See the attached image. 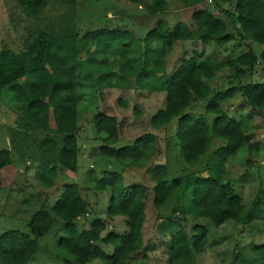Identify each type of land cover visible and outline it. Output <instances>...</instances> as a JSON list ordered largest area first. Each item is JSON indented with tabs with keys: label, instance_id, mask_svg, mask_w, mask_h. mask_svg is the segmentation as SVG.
<instances>
[{
	"label": "trees",
	"instance_id": "16d2710c",
	"mask_svg": "<svg viewBox=\"0 0 264 264\" xmlns=\"http://www.w3.org/2000/svg\"><path fill=\"white\" fill-rule=\"evenodd\" d=\"M14 1L26 15L36 17L50 0ZM58 1L69 6L75 3V0ZM130 1L142 6L149 15L166 10L163 0ZM181 1L186 7H193L204 0ZM215 7L221 18L205 9L194 10L190 15L193 29L179 23L167 29L157 22L141 39L115 28L87 32L78 40L68 33L53 36L37 30L31 40L23 42L19 53L0 50V92L7 89L18 103L16 109L22 121L23 136L26 138L30 133L44 131L49 116L50 129L59 135L58 139L44 136L35 144L36 161L43 170L35 174V179L43 188L51 187L57 169L76 172L79 108L82 98H85L82 89L89 88L95 95L104 89L115 88L111 80L123 84L130 77L140 89L163 92L162 106L148 120L151 131L136 138L131 145L117 149L111 147L118 139L116 118L94 108L85 125H89L92 139L101 143L98 154L120 166L127 163L137 166L140 159L148 158L152 152L153 132L169 126L174 119L179 154L189 167L206 154L211 139L224 141V146L214 154L210 169L217 176L221 174V166L226 159L251 138L246 134L242 119L228 118L219 103L238 93L247 106L263 110L264 81L230 86L214 94L203 107V112L211 115L209 121L204 117H191L185 111L208 97V82L219 70L233 69L228 79L230 85L232 79L249 78L256 65L264 66V51L256 55L247 44L245 52L225 62L213 61L193 52L190 57L181 58L167 77L162 64L165 53L175 42L195 40L202 46L229 42L264 44V0H218ZM78 42L87 53L83 61L77 57ZM90 44L94 45V52L88 51ZM103 53L116 56V62L106 66L105 57L99 56ZM101 68L104 72H100ZM156 74L161 76L157 78ZM117 102L125 106L124 102ZM23 151L17 154V158L29 160V155ZM11 165L9 151L0 150V171L9 169ZM150 173L155 210L173 200L179 205L181 214L205 220V225L194 224L189 236L183 229H177L169 236L167 264L192 263L193 257L206 246L207 223L214 228L227 221L247 225L255 213L253 209L246 211L243 208L230 185L213 177L187 174L167 181V168L163 164L154 166ZM90 179L93 184L89 189L93 193H108L105 218H124L126 231L123 234L110 231L101 237L106 225L98 219L92 220L87 230L77 231L73 221L90 208L74 183L65 184L53 205L40 206L32 214L27 223V234L15 230L0 234V264H28L36 252V241L51 228L52 216L62 223V236L57 246L72 258L62 264H88L94 260L99 264H126L131 254L140 251L146 188L141 184L122 186L121 175L116 171H103L98 179ZM100 245L110 246L111 253L106 255ZM252 250L264 264V245Z\"/></svg>",
	"mask_w": 264,
	"mask_h": 264
},
{
	"label": "rangeland",
	"instance_id": "374dc122",
	"mask_svg": "<svg viewBox=\"0 0 264 264\" xmlns=\"http://www.w3.org/2000/svg\"><path fill=\"white\" fill-rule=\"evenodd\" d=\"M163 1L166 10L161 14L149 15L142 6L130 0H75L72 6L64 5L58 0H50L38 16L30 17L14 0H0V50L8 49L19 53L22 51L23 42L31 40L37 30L53 36L68 33L78 40L87 32L117 28L141 39L157 22L162 23L167 29H172L178 23L189 29L192 28L190 15L194 10L205 9L221 18L215 7V2L218 0H211L210 3L204 0L193 7H186L181 0ZM247 44L256 55L264 51V44L256 43L229 42L221 45L212 43L207 46H202L195 40L172 43L170 50L163 57L165 77L173 72L181 58H188L193 52L201 53L202 57L213 61L225 62L245 52ZM76 46L78 60L83 61L87 53L79 42ZM94 50V45H88L89 52ZM99 56L105 57L106 66L117 60L116 56L109 53ZM100 72H104V69L101 68ZM232 73L233 69L230 68L216 72L208 82L210 90L208 97L200 103L193 104L185 113L191 117H204L209 121L211 115L204 113L203 107L214 94L230 86L264 81L263 65H256L248 75L249 78L230 80V85L228 79ZM159 76L161 75L156 74L157 78ZM21 81L22 79L18 80L19 83ZM111 82L115 88L104 89L99 94L96 92L95 95L89 88L82 89L85 98H82L83 103L79 108L81 113L78 119L80 129L77 135L76 172L74 174L65 172L66 176L62 177V182L55 181L52 188V191L58 189V193L60 183L61 185L74 183L77 189L88 188L81 189L80 194L84 199L91 203L94 199L99 202L87 217L84 216L75 222L76 228L84 229L91 220L100 218L107 227L109 225L113 227L115 234L125 232L123 217L116 216L110 220L104 217L103 211L107 206L108 193L93 195L89 189L93 184L90 178L98 179L103 171H116L121 175L122 186L141 184L146 188L142 226L143 247L140 251L131 254L126 264H167L169 236L177 229H183L189 236L191 227L194 224L205 225V220L193 219L191 216L181 214L178 211L179 205L173 200L159 210L153 208L151 192L153 182L150 172L154 166L163 164L167 168V181L187 174L213 177L231 186L246 211L248 209L255 211L247 225L227 221L214 228L206 222L208 230L206 246L199 255L193 257L191 264H261L252 248L264 245V109L250 108L238 93L219 103L221 111L228 118L235 121L242 119L246 134L251 138L233 156L226 159L221 166L222 172L219 176L210 169L213 156L224 146V141L211 139L206 154L201 156L193 167H189L183 163L179 154L174 136V119L170 121L169 126L153 132L155 139L148 158L140 159L137 166L128 163L120 166L98 154L101 143L92 139L89 125H85L90 120L92 111L95 108L116 118L118 139L111 147L117 149L131 145L136 138L151 131L148 120L161 108L164 93L140 89L133 77L127 78L123 84L114 79ZM117 100L124 102L125 106L119 105ZM17 106L18 103L12 99V93L7 89L1 90L0 150L9 151L15 171L9 172L8 169L0 171V234L7 230L27 234V223L33 212L45 204L50 206L55 200L50 189L43 188L35 179V174L43 171L36 161L35 144L44 136L58 139L59 135L50 129L49 116L44 131L30 133L25 138ZM20 151L29 155L31 163L18 161L17 154ZM56 186L58 187L55 188ZM53 218L49 231L36 241V252L28 264H62L64 260H72L71 256L57 246L59 236H62L61 221L55 216ZM106 233V231L102 232L101 237ZM100 246L106 255L111 253L110 246ZM88 264L99 263L94 260Z\"/></svg>",
	"mask_w": 264,
	"mask_h": 264
},
{
	"label": "crops",
	"instance_id": "0c3cea01",
	"mask_svg": "<svg viewBox=\"0 0 264 264\" xmlns=\"http://www.w3.org/2000/svg\"><path fill=\"white\" fill-rule=\"evenodd\" d=\"M78 143V142H77ZM77 143H76V145H77ZM77 149H78V146H77ZM78 153V152H77ZM18 159V158H17ZM12 160V159H11ZM18 161H20V162H29V163H31L30 162V160H26V159H18ZM9 170V172L11 171V172H14L15 170H14V165H13V161H12V165L10 166V168L8 169ZM1 171H4V170H1ZM7 171V170H6ZM65 172H68V171H65V170H56V177H55V179L53 180V183H52V185H51V187L50 188H47V189H50V193H53V195H54V198H55V200L53 201V203L56 201V199L58 198V196L60 195V192H61V189H62V186L63 185H65V183H62V185H61V183L58 185L59 186V192L57 193V190L55 189V190H53L52 191V188H53V186L55 185V181L56 182H58V181H60V182H62V177H65L66 176V174H65ZM69 173V172H68ZM58 186H56L55 188H57ZM87 187H79V189H77L78 190V193H79V195H80V197L81 198H83L82 196H81V189H86ZM88 189V188H87ZM93 193V192H92ZM96 194H98V193H93V195H96ZM50 196H52V194H49ZM145 196H146V194H145ZM92 198H93V196H92ZM84 199V198H83ZM86 200V199H85ZM87 201V203H88V206H89V210L87 211V213H85L84 215H82V216H80V217H77L74 221H73V224H74V227H75V229L77 230V231H83V230H87L88 229V226H89V224H90V222L92 221H90L88 224H87V226H86V228H84V229H78V228H76V225H75V222L77 221V220H79L80 218H82V217H87L88 216V214L89 213H91L93 210H95V206L97 205V204H99V202L97 201V200H93V202L91 203L90 201H88V200H86ZM53 203L51 204V205H53ZM46 205V204H45ZM50 205V206H51ZM48 206V205H47ZM35 212V211H34ZM33 212V213H34ZM101 212V211H100ZM102 213V212H101ZM103 214H104V211H103ZM32 216V215H31ZM31 216H30V218H31ZM53 217V216H52ZM105 217V216H104ZM113 218V217H112ZM96 219H98V220H101L100 218H96ZM94 220V219H93ZM108 220H110V219H108ZM123 220H124V218H123ZM53 221H54V218H53ZM102 221V220H101ZM116 222V221H115ZM105 223V222H104ZM106 225V224H105ZM61 226H62V223H61ZM108 228V229H107ZM112 226H106V232H113V230H112ZM61 231H62V229H61ZM126 231V230H125ZM115 233V232H114ZM141 236H142V230H141ZM61 237V235L59 236V238ZM143 242V241H142ZM101 247V246H100ZM142 247H143V243H142Z\"/></svg>",
	"mask_w": 264,
	"mask_h": 264
},
{
	"label": "built area",
	"instance_id": "2783aa9c",
	"mask_svg": "<svg viewBox=\"0 0 264 264\" xmlns=\"http://www.w3.org/2000/svg\"><path fill=\"white\" fill-rule=\"evenodd\" d=\"M207 2H208V3H210V2H211V0H207Z\"/></svg>",
	"mask_w": 264,
	"mask_h": 264
}]
</instances>
